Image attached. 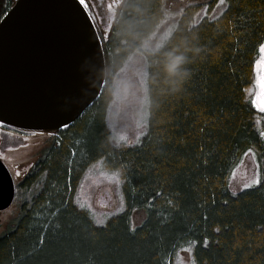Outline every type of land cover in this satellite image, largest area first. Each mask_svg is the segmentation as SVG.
<instances>
[{
	"label": "trees",
	"instance_id": "16d2710c",
	"mask_svg": "<svg viewBox=\"0 0 264 264\" xmlns=\"http://www.w3.org/2000/svg\"><path fill=\"white\" fill-rule=\"evenodd\" d=\"M218 3L122 2L109 35L99 34L107 66L100 97L54 130L14 179L0 264H177L183 249L194 264H264V115L249 103L264 0ZM170 17L171 30L146 46ZM136 53L146 60V131L125 144L110 124L113 83ZM249 148L262 183L234 197L229 178ZM96 164L119 175L122 201L101 222L80 201ZM135 210L145 219L133 227Z\"/></svg>",
	"mask_w": 264,
	"mask_h": 264
},
{
	"label": "water",
	"instance_id": "95a60500",
	"mask_svg": "<svg viewBox=\"0 0 264 264\" xmlns=\"http://www.w3.org/2000/svg\"><path fill=\"white\" fill-rule=\"evenodd\" d=\"M79 0H16L0 20V120L31 131L63 128L101 95L103 43ZM15 180L0 158V206ZM0 210V211H2Z\"/></svg>",
	"mask_w": 264,
	"mask_h": 264
},
{
	"label": "rangeland",
	"instance_id": "374dc122",
	"mask_svg": "<svg viewBox=\"0 0 264 264\" xmlns=\"http://www.w3.org/2000/svg\"><path fill=\"white\" fill-rule=\"evenodd\" d=\"M15 1L7 0V10ZM123 1L102 0L103 7L97 9L92 8L90 4L89 9L92 8L94 11V18L92 14L91 16L101 36L109 35ZM88 2L89 0H86V3ZM3 10L5 9L3 8ZM1 16L2 19L3 16ZM173 25L174 18L170 17L169 21L149 40L146 46L158 45ZM113 88L114 97L110 112V124L115 140L125 144H134L146 131V60L142 53L134 54L116 74ZM33 133H36V135H33ZM52 135H55L54 130L31 131L6 126L5 124L0 125V158L7 165L14 179L20 178L28 171L37 158L39 151ZM25 136L28 137L27 140L24 139ZM21 145H27V147ZM242 159H244V156ZM254 161H258L256 153L254 157L245 160L244 167H238L241 161L235 167V178L232 177V173L229 178V186L232 192L241 191L243 184L251 181L255 171ZM18 170L21 172L20 176H16ZM119 187V175L105 170L100 164H96L84 178L80 190V201L101 222L109 213L121 208L122 201ZM144 211L135 210L133 212V227L143 222L145 219ZM15 212L14 206L0 211V233L6 228L8 221ZM176 263L194 264L191 252L181 250Z\"/></svg>",
	"mask_w": 264,
	"mask_h": 264
},
{
	"label": "snow or ice",
	"instance_id": "6c2138e0",
	"mask_svg": "<svg viewBox=\"0 0 264 264\" xmlns=\"http://www.w3.org/2000/svg\"><path fill=\"white\" fill-rule=\"evenodd\" d=\"M79 3L84 7V9H89V6L91 4L92 8H102L103 3L102 0H89L88 3H86V0H79ZM225 3V0H219L218 6L222 5ZM207 11V10H205ZM89 19H91V13L89 14ZM258 58L253 61L252 64V72L254 79L252 81L254 87H253V92L251 99L249 101L251 108L260 115H264V42H261L258 45ZM3 124V120H0V125ZM63 128H67L68 124L64 123L61 125ZM33 135H36V133H33ZM51 135V133H49ZM259 135L264 138V131L260 132ZM25 140L28 139L27 136L24 137ZM22 147H27V145H21ZM73 155H75V150H73ZM255 152L252 148H249L245 153H244V159L241 160L240 165L238 167H244L245 165V160H247L250 157H254ZM255 165V171L253 174V178L251 179L250 182H245L242 186L241 191L245 189H249L252 187H259L262 183L261 177H260V164L259 161H254ZM21 172L18 170L16 172V176H20ZM236 176V170L234 169L232 172V177L235 178ZM232 195L235 197L237 196L236 192H233ZM73 203H75L73 199ZM225 204H227V201H225ZM82 207V206H79ZM0 210H2V206H0ZM90 210V209H89ZM130 231H135L134 228H130ZM219 231V230H217ZM41 243H43V238H41ZM182 251H191L190 249H184Z\"/></svg>",
	"mask_w": 264,
	"mask_h": 264
},
{
	"label": "flooded vegetation",
	"instance_id": "af4514ba",
	"mask_svg": "<svg viewBox=\"0 0 264 264\" xmlns=\"http://www.w3.org/2000/svg\"><path fill=\"white\" fill-rule=\"evenodd\" d=\"M15 2H16V1H15ZM15 2H14V3H15ZM13 5H14V4H13ZM13 5H12V6H13ZM12 6H9V9L7 10V12L10 10V8H11ZM7 12H6V13H7ZM6 13H5V14H6ZM5 14H4V15H5ZM4 15H3V16H4ZM2 18H3V17H2Z\"/></svg>",
	"mask_w": 264,
	"mask_h": 264
},
{
	"label": "clouds",
	"instance_id": "9594fccd",
	"mask_svg": "<svg viewBox=\"0 0 264 264\" xmlns=\"http://www.w3.org/2000/svg\"><path fill=\"white\" fill-rule=\"evenodd\" d=\"M177 63H178V61H177ZM174 68H175V63L172 65V69L174 70Z\"/></svg>",
	"mask_w": 264,
	"mask_h": 264
}]
</instances>
